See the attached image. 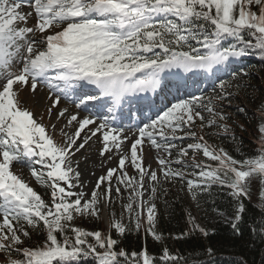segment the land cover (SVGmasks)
<instances>
[{"label":"snow or ice","instance_id":"1","mask_svg":"<svg viewBox=\"0 0 264 264\" xmlns=\"http://www.w3.org/2000/svg\"><path fill=\"white\" fill-rule=\"evenodd\" d=\"M25 2L34 10L38 20L32 27L18 26L20 22L27 23L31 15L20 11ZM253 4L259 6L258 14L251 11ZM54 25L65 26L40 40L34 39L36 32L44 34ZM228 38H235L236 43L225 46L222 41ZM192 41L200 47H195ZM40 43L46 47L37 51L35 46ZM252 54L264 59V0H0V213L3 215L0 250H15L24 257L23 260H12L11 264H76L82 257L90 256L98 264H121V257L125 262L128 260L127 253L115 250L117 240L110 235L102 236L98 231L93 233L71 226L74 214L97 215V192L93 191L91 199L82 204L84 194L71 190L77 185L71 182L70 176L73 150L84 148L91 137L79 144L76 141L95 121L91 118L78 121L76 115L71 116L69 123L78 121L79 128L65 146H59L45 127L33 118V113L20 106L18 94L21 89L14 90V85L27 86L31 80L30 88L34 92L37 84L43 81L65 94L69 90L79 91L78 107L87 109L89 103L96 102L97 107L103 108L111 102L112 107L108 109L111 112L128 102V96L157 93L164 87L162 74L167 70L180 69L185 73L201 72L214 76L231 62ZM13 61L21 65L19 74L11 71ZM86 85L95 86L98 94L84 90ZM220 87L223 88L224 84L221 83ZM139 99L147 101L149 97ZM202 101L203 98L197 96L179 99L170 102L162 114L150 118L139 129V138L130 147L131 163L140 172L139 181L123 173L119 182L128 188H132L135 182L138 189H143L146 173L141 157L137 155L138 146L147 138L159 148V136L166 142L165 150L171 155L170 149L176 147L171 141L178 137L165 135L164 127L175 133L183 131L185 126L190 127L196 117L203 120L200 112L195 111ZM58 103L59 98L54 105ZM144 107L151 109L152 104L146 103ZM65 111L58 115L62 117ZM208 111L213 112V109L209 107ZM220 118L224 117L221 115ZM211 124L209 121V126ZM105 129H109L107 117L104 123L89 129L92 136L102 133L105 144L102 155L110 150L108 142L115 144L117 149L121 143L120 136L114 134L116 129ZM186 135L194 136L195 133ZM188 148L202 150L205 157L219 161L216 168L196 165L200 171L195 174L207 186L219 182L233 189V195L239 199L247 196L245 181L249 177L258 176L264 183V150L254 158L237 161L223 150L215 153L206 144H189ZM180 154L187 155V149H180ZM32 158H38L35 163L48 169L46 174L33 169L32 175L52 188L50 205L11 170L14 162H31ZM127 159L120 158L121 169ZM159 163L165 165L166 161L160 159ZM222 171L224 177L232 173L229 181L220 175ZM115 172L116 169H109L96 186L99 189L107 180L105 194L109 199L111 178ZM168 175L182 177L180 172L166 171L165 177ZM75 176L78 179L79 173L76 172ZM150 179L157 181L155 172L150 173ZM61 182L67 187L61 186ZM188 184L190 188L200 186L194 181H188ZM115 190L120 192L119 187ZM134 195L142 197L143 192L134 189ZM73 196L75 200H69ZM261 198L264 199V195ZM132 199L130 196L129 200ZM127 207L131 210V202ZM154 208L152 205L148 210L149 231ZM236 212L239 221L244 212L242 203ZM41 222L46 234L44 245L35 249H16V245L23 243L18 232L29 237L24 224L38 228ZM114 226L119 234L125 232L120 223ZM136 226L139 228L138 222ZM232 227L236 229L237 224L233 223ZM153 235L160 238L155 233ZM89 237L95 242H89ZM164 256L170 260L179 259L170 256L167 249ZM142 264H153L147 251L143 253Z\"/></svg>","mask_w":264,"mask_h":264},{"label":"rangeland","instance_id":"2","mask_svg":"<svg viewBox=\"0 0 264 264\" xmlns=\"http://www.w3.org/2000/svg\"><path fill=\"white\" fill-rule=\"evenodd\" d=\"M20 11L24 14L31 13V15L27 23L20 22L18 24L19 27H32L38 23L34 10L28 6L26 2L22 3ZM64 26L65 25H54L52 29L44 34L36 32L34 39L40 40L42 36L60 31ZM29 35L31 36L32 34ZM35 47L37 51H39L44 50L46 45L40 43ZM240 60L241 59L233 61L228 66L233 68ZM20 68V63L13 61L11 71L15 74H19ZM171 70L174 69L167 70L165 73H170ZM230 71H232V69ZM210 76L212 77V75ZM221 83L224 84L223 88L220 87ZM30 84L31 80L27 86H21L19 84L14 85V90L17 88L21 89L18 94L20 106L33 113V118L45 127L47 134L57 145H66L68 139L78 130V121H82L83 118H91L95 121L94 124L89 125L81 132L80 138L76 141V143L79 144L87 137H91L84 148L79 151L73 150L74 154L70 156V166L73 172L70 176L71 182L77 185L71 190L75 193L84 194L81 201L82 204L91 199L93 191L97 192L98 202L95 205L97 215L74 214V219L71 222L72 227L93 233L98 231L102 236H108L114 231L118 233L114 225L115 223H120L125 229L130 225L133 226L135 230H144L151 238L160 243L162 238L158 231L156 201L154 198L158 189L170 187H177V190L182 193L188 205L195 211L197 223L203 234H205V232H210L212 226L218 219L231 225L238 222L236 219L237 215L230 216L221 212H210L198 204V198L196 196L198 190L208 186L203 184L201 178L195 174L200 171V168H197L196 165H211V168H216L219 165V161H213L205 157L202 150L190 149L188 145L206 144L210 150L215 153L219 154L221 150H223L228 156H231L237 161L249 159L248 157L237 159L225 150L222 145L216 144L214 140L217 138V134H225L230 136L231 139L235 138L236 140L241 136L246 138L249 137L254 140L257 145H263L261 141H264V132H262L261 129H264V77H262L260 73L252 70H245L242 75H239L237 71L235 75H231L228 81L220 79L217 83L212 84L210 89L200 93H196L194 89L192 90V88H190L189 90H191V93L189 96H186L185 99H189L192 96L203 98L202 103H200L195 111H199L204 119L201 120L199 117H196L195 122L191 124L190 127L185 126L183 131H176L175 133H172V130L166 126L164 127L165 135H175L178 137V139L171 141V143L176 145V147L170 149L171 155H169V151L165 150L166 142L159 136H157V143L160 144L159 148L153 146L147 138L144 139L142 145L137 148V155L141 157L142 167L146 173L143 179V189H138V185L135 182L132 188H128L125 184L119 182V178L122 177L123 173H127V177H134L135 181H139L140 178V172L131 163L130 147L132 143H130V141H126L125 138L118 134L121 138L120 148L117 149L115 144L108 142L110 150L104 152L102 155L101 153L105 146L102 133H97L95 136H92L89 129H95L97 125L104 123L105 121H103V118L100 119L97 116L98 114L91 112L90 109H81L77 104L66 101L58 95V93H55L53 88L46 86L43 81L37 84V88L34 92L31 90ZM165 93L164 99L168 104L179 100L178 95L180 93H177V91L172 92L170 89H166ZM57 98H59V103L54 105V101H56ZM162 107H166V103L163 104ZM209 107L213 109V112L208 111ZM49 109H51V111H49ZM65 109L67 111H65L64 115L62 117L59 116L58 114ZM73 115L78 117V121L69 123ZM221 115L224 117L223 119L220 118ZM209 121H212L211 126H209ZM117 126L119 127V125ZM118 131H120V129ZM188 132L195 133V135H186ZM136 137L139 138V130L138 133H136ZM201 137L203 139H201ZM182 148L187 149V155L182 156L180 154V149ZM239 156L241 157V155ZM121 157H128L123 169L119 167V160ZM36 159L38 158H32L31 162L28 160L14 162L11 170L33 188L46 204L50 205L52 188L48 184L38 181L32 175L33 169H35L37 173L45 174L48 169L35 163ZM160 159L165 160L166 164L161 165L159 163ZM177 161L180 162L177 163ZM237 167L239 168L240 165H237ZM109 169H116V172L111 178L112 192L110 199L105 194L108 187L107 180L100 184L99 189L96 187L99 178L102 176L106 177ZM166 171L173 173L180 172L182 173V177L173 175L165 177ZM76 172L79 173L78 179L75 176ZM151 172L156 173L157 181H151ZM220 175L226 181H229L232 177V173L224 177L223 171ZM44 178L45 180L47 179L46 175ZM253 178L254 176L249 177L245 181L248 186V191H251ZM188 181H194L200 186L197 187L193 185L190 188ZM61 186L67 187L63 182H61ZM260 186L262 197V195H264V183L261 182ZM117 187L120 188L119 193L115 190ZM153 188H155L154 193ZM134 189L142 191L143 196L136 197L134 195ZM130 196H133L132 201L129 200ZM231 196L235 201L238 200L233 193ZM75 198L76 197L73 196L70 197L69 200H75ZM130 202L132 205L131 210L127 207ZM152 205H155L153 209L154 219L151 225V231H149L148 210ZM2 220L3 215L0 213V223H2ZM137 222L139 223V228L136 226ZM153 233L160 238L156 239ZM89 238L94 239L93 237Z\"/></svg>","mask_w":264,"mask_h":264},{"label":"trees","instance_id":"3","mask_svg":"<svg viewBox=\"0 0 264 264\" xmlns=\"http://www.w3.org/2000/svg\"><path fill=\"white\" fill-rule=\"evenodd\" d=\"M251 11L258 14L259 6L253 4ZM245 38L248 37L245 35ZM191 43L195 47H200L195 41ZM222 43L227 46L236 41L235 38H228ZM245 70L258 72L264 77V59L258 54L245 56L240 65L225 77V81L237 71L242 75ZM224 135L217 134L214 142L222 145L237 159L254 158L264 150V144L257 145L249 137L241 136L236 140ZM260 184L261 178L254 176L251 191H248L246 197L241 196L237 201L231 196L233 190L220 183H212L211 186L200 188L196 195L198 204L207 211L235 216L239 202L244 205L242 219L236 223V229L231 224L218 219L207 234L201 232L195 211L188 205L177 187L158 189L154 199L158 231L162 241L158 243L146 231L135 230L130 225L123 234L112 232L110 236L117 240L115 250L124 251L128 255L127 262L123 257L120 258L121 264H142L145 251L153 260V264H264V199L261 198ZM24 228L29 232V237H24L18 232L23 243L16 245V249H35L44 245L46 234L42 222L38 228L29 227L26 223ZM68 234L72 235L71 232ZM88 240L95 242L92 238ZM165 249L170 256L179 259L165 258ZM98 251L103 250L98 249ZM133 253L136 255L132 256ZM23 259L22 254H18L15 250H0V264H11L12 260ZM76 264H98V262L90 256L82 257Z\"/></svg>","mask_w":264,"mask_h":264},{"label":"bare ground","instance_id":"4","mask_svg":"<svg viewBox=\"0 0 264 264\" xmlns=\"http://www.w3.org/2000/svg\"><path fill=\"white\" fill-rule=\"evenodd\" d=\"M117 126V125H116ZM118 127V126H117ZM121 133V136L126 139V141H130V143H133L137 137L136 133L132 129L123 130Z\"/></svg>","mask_w":264,"mask_h":264}]
</instances>
